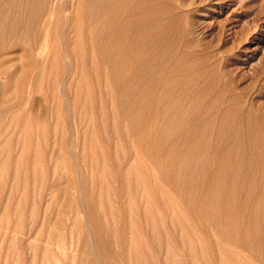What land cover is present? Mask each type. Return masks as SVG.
I'll return each mask as SVG.
<instances>
[{
  "label": "bare ground",
  "instance_id": "bare-ground-1",
  "mask_svg": "<svg viewBox=\"0 0 264 264\" xmlns=\"http://www.w3.org/2000/svg\"><path fill=\"white\" fill-rule=\"evenodd\" d=\"M155 1L0 0V108L3 109L0 114V152L6 155L1 159L3 171L14 161L11 153L15 141L4 140L9 131L14 130L15 138L21 136L16 130L22 123L25 132L34 124L45 129V114L27 109L32 103L33 92L40 90L46 80L50 89H55V97L59 75L65 82L63 67L83 71L88 65L79 58L88 52L93 56L90 66L101 69L116 88L115 105L127 123L125 134H131L138 146L137 151L143 150L153 156L156 167L173 181L174 188L188 202L200 226L210 231L208 240L215 248L212 252L202 253L208 264H264L263 107L246 103L243 99L240 102L231 93L221 95L211 108L204 107L205 118H200L201 107L194 99H189L186 88L178 87L179 78L174 72L161 85L159 81H153V61L149 53L157 36L155 26L169 28V20L181 17L183 11L193 4L187 0ZM163 8L170 11L161 17L154 16ZM17 17L18 23H14ZM60 18L64 24L61 26L62 39L58 43L56 35ZM47 27L53 31L50 46L44 43L42 31ZM15 37L24 39L18 49L19 58L17 61L6 60L3 53L15 46L13 40L9 42ZM61 51L66 61H61ZM81 81H84L83 76L78 83ZM77 100H80L78 95L73 99L75 109L79 103ZM153 100L154 104L151 103ZM89 103L90 97L82 105L84 111ZM64 121L62 114L57 113L56 125ZM88 132L89 129H85L83 134ZM210 132L223 135L221 138L230 137V141L226 142V157H215L208 163L206 159L211 151L206 134ZM31 142L30 138L24 140L25 145ZM64 143L65 139L61 138L60 145ZM23 152L21 150L16 160L24 166L29 157ZM61 155L59 151L56 160L64 161ZM35 156V160L42 161L40 149L36 150ZM137 164L133 160L131 166L119 174L122 180L120 190L128 206V217L123 214L120 223L115 219L103 222L100 217L106 211L114 215L122 210L121 207L115 208L111 200L105 203L101 198L90 197L81 202L93 227L94 247L100 259L97 264H187L181 248L187 247L196 255L192 238L184 225L187 219L175 213L168 216L164 212L177 205L157 177L140 174L132 182L127 171L131 173V168ZM32 173L41 184L45 182L47 168L44 165ZM19 175L16 170L14 178L18 179ZM49 190L51 199L56 186L50 184ZM137 192H140L138 196L132 195ZM62 194L68 196V190ZM239 197L244 199L242 205L237 204ZM72 200L69 198V202ZM139 203L143 205L142 213ZM11 204V194L6 200L0 196V227L5 229L0 231V246L6 244L17 251L22 250L24 244L28 252H32V264L38 255L41 264H49L56 252L67 255L61 240V228L64 227L61 220L56 231L52 232L50 213L40 221L33 216L28 233L24 235L27 238H18L16 234L24 229V216L20 213L14 225H10ZM22 206L23 200L15 210L20 212ZM46 226L50 230L44 234ZM177 228L181 232L175 236L173 232ZM143 229L148 232L147 241L153 243L162 257H157L154 251H143L147 248V241L142 240ZM38 237H41L40 243ZM223 238L232 243H225ZM111 242L118 244V250L113 251ZM239 247L251 253L255 260L244 255V250ZM21 250L16 254L20 255ZM8 255L7 252L5 263ZM74 261L75 258H71V263L67 264ZM80 264H94V261L82 259Z\"/></svg>",
  "mask_w": 264,
  "mask_h": 264
},
{
  "label": "rangeland",
  "instance_id": "rangeland-1",
  "mask_svg": "<svg viewBox=\"0 0 264 264\" xmlns=\"http://www.w3.org/2000/svg\"><path fill=\"white\" fill-rule=\"evenodd\" d=\"M157 1L160 0H156L155 3ZM187 1L193 4L183 11L181 17L171 18L168 23L169 28L155 26L154 32L157 36L153 39V50L149 53L153 61L152 80L159 81L161 85L168 75H173L174 72L179 78L178 87L186 88L189 99L191 97V100L194 99L195 104L201 107L198 114L200 118H205L204 107L211 108L221 95L231 93L238 97L240 102H242L240 99H243L246 103L260 105L264 110V0ZM169 11L163 8L156 11L154 16L161 17ZM13 22L18 23V17ZM62 24L64 20L60 18L56 35L58 43L62 39ZM42 31L45 36L44 43L50 46L53 42V31L49 27ZM19 38L20 40L17 37L9 40L10 43L13 40L15 46L4 51L6 60L17 61L19 58L18 49L24 44L23 37ZM61 53L62 61L65 55L63 51ZM79 59L87 63V68L79 71L75 68L63 67L66 72L63 73L66 75L65 82L61 81L59 75L55 97L53 95L55 89H50L46 80L40 90L33 92L32 103L27 109L31 108L41 112L42 115L45 114V129L34 124L31 130L25 132L21 127L22 123L16 130L21 136L13 138L14 130H11L7 133V137H4L5 141H15L11 153L14 161L8 163L7 169L3 171L1 159L6 155L0 152V196L2 200H6L9 194L12 195L10 225H14L20 213L24 216V229L16 234L17 237L27 238L24 235L28 233L31 224L29 222H33L34 219H31L33 216L36 217L35 220L40 221L50 213L52 232L56 231L60 220L63 223L61 240L64 241L67 255L56 252L49 264L71 263V258H75L73 264H80L82 259H91L97 264L100 259L94 247L93 227L83 212L81 202L94 197L101 198L105 203L111 200L117 209L121 207L122 210L116 211L114 215L109 211H106L105 215H100L103 222L115 219L120 223L123 214L128 217L125 195L120 190L122 180L119 174L124 173L134 160L138 164L131 168V173L127 171L132 177V182L140 174L157 177L160 185L177 205L175 209L164 212L168 216L175 213L187 219L184 225L192 238L196 255L194 256L187 247L181 248L185 262L208 264L202 253L212 252L215 248L208 240L210 231L200 226L188 202L174 188L173 181L167 178L164 171L156 167L157 161L153 160V156L150 157L143 150L137 151L138 146L131 134H125L127 123L115 105L118 95L116 88L104 76L101 69L97 67L93 69L90 66L93 56L86 52V56ZM72 63L75 66L74 61ZM72 73L71 79H68ZM80 76L84 77V81L78 83ZM64 90L65 94H63ZM76 95L80 100H77L79 103L76 104L75 109L73 99ZM88 97L90 103L84 111L82 105ZM154 101L151 103L154 104ZM1 111L2 108L0 114ZM57 113L64 117L63 124L60 122L56 125ZM85 129H89V134H83ZM44 131L45 136H43ZM206 136L207 146L211 151L206 161L209 163L215 157H226L228 146L226 142L230 141V137L221 138L223 135H218L217 132H210ZM26 138H30L32 142L25 145ZM61 138L65 139L63 145H60ZM222 140L224 142H221ZM38 149L41 150L42 161L34 159ZM21 150L29 157L24 166L16 160ZM59 151L62 154L61 158H64L62 162L56 160ZM42 165L47 168V176L43 184L35 179L32 173ZM16 170L20 173L18 179L14 178ZM50 184L56 186L55 195L51 196V199ZM64 190H68V196L62 194ZM139 193L132 195L138 196ZM69 198L73 199L72 202H69ZM238 199L237 204L242 205L243 197ZM21 200L23 206L19 212L15 207ZM138 208L142 213L143 205L139 203ZM33 210H36L34 215ZM262 226L264 227V222ZM48 230L50 227L46 226L44 234ZM0 231L4 232V227H0ZM180 232L181 229L177 228L173 233L178 236ZM147 234L148 232L143 229V241L148 240ZM40 238L38 237L37 240L39 243ZM223 239L225 243H232L226 238ZM117 246L118 244L111 242L113 251L118 250ZM153 246L151 241H147V248H143V251L145 253L154 251L157 257H162ZM239 248L244 250V255L249 259H254L247 250ZM17 251L15 248L10 249L6 244L1 245L0 264L33 263L32 252H28L24 244L20 255L16 254ZM7 252L9 255L5 263ZM35 259V264H41L40 255L35 256Z\"/></svg>",
  "mask_w": 264,
  "mask_h": 264
}]
</instances>
